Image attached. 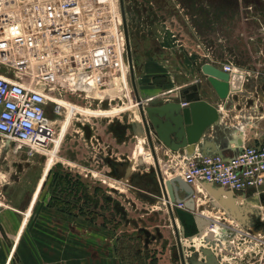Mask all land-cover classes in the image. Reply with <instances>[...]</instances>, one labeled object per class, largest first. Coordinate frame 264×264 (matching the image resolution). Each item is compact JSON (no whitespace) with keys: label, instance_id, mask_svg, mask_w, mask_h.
<instances>
[{"label":"rangeland","instance_id":"obj_1","mask_svg":"<svg viewBox=\"0 0 264 264\" xmlns=\"http://www.w3.org/2000/svg\"><path fill=\"white\" fill-rule=\"evenodd\" d=\"M123 2L135 62L138 56L134 53V47L138 42H143L145 37L150 43L157 45L159 42L160 46L173 48L176 53L183 54L189 62H193L194 74L200 77L203 76L201 67L207 62L224 64L230 60L239 67L255 69V79L248 82L247 91L237 96V99H240L241 108L257 106L258 111L264 113V2L256 0L252 5L245 0ZM157 32L163 38L158 39ZM129 78L131 82L132 76L129 75ZM61 93L62 100L69 104V91L64 88ZM88 96V93L82 94L80 107L100 112V104L91 103L86 98ZM69 113L70 108L64 105L59 115L60 123L54 129L55 140L62 134ZM54 114V105L49 103V121ZM100 120L105 122L102 116L94 119L87 113L77 112L75 123L67 128L58 150H54L56 144L51 142L48 148L32 155L28 154L27 149L10 154L11 166L7 172L0 174V202L3 203L1 192L4 185L10 183L18 196L30 194L53 158L24 236L106 238L109 249H113L124 264H183L177 240L179 234L183 239L180 243L186 264H210L211 259L205 253L206 250L213 258H219L220 264L234 261L233 257L225 258L223 254L215 257V254L220 247L224 251L232 250L228 240L238 228L236 221L199 194V205L194 212L196 219H201L197 229L193 225L185 227L175 216L176 228L160 184L152 150L144 149L146 145L143 147L141 140L136 152L133 148L128 151V155L135 158V165L124 163L120 171L123 177L120 174L119 178L116 177V172L111 170V161L117 152L114 149L116 138L110 129L107 150L95 140L96 148L91 149L89 146V131L92 126L96 128L95 122L99 127ZM141 127L145 138H148ZM74 128L82 130L76 134L82 137L80 150L73 148ZM85 141L89 142L88 148ZM145 141L147 147L151 148L147 139ZM160 155L162 160L158 161L159 169L167 180L175 171L172 162L167 161L168 157L162 151ZM128 165L131 172L124 175ZM6 209L0 204V214ZM261 210L264 212V205ZM214 225L220 232L216 242L209 233ZM222 228H226L227 232H223ZM242 230L250 232L251 237L245 238L239 234L236 238L235 246L238 252H243L238 264H264V232L255 231L250 224L242 227Z\"/></svg>","mask_w":264,"mask_h":264},{"label":"built area","instance_id":"obj_2","mask_svg":"<svg viewBox=\"0 0 264 264\" xmlns=\"http://www.w3.org/2000/svg\"><path fill=\"white\" fill-rule=\"evenodd\" d=\"M8 47L17 52L8 61L19 72L14 78L0 74V141L15 151L27 149L32 155L51 142L56 144L55 124L47 118L48 105H54L58 116L64 105L73 108L65 104L61 93L64 88L71 91L70 80L84 81L88 89L96 83L102 102H128L133 94L120 0H0V51L5 54ZM221 69L239 71L232 63ZM181 105L186 107L188 102ZM172 165L194 187L198 203V194L207 198L205 183L235 193L261 185L264 142L244 146L229 159L217 153L190 154ZM172 205L185 208L182 203ZM235 221L238 228L228 240L232 250L220 247L216 252V256L233 257L234 261H228L232 264H238L243 255L235 246L238 235L251 237L242 230L245 225ZM222 231L227 232L226 228ZM209 233L216 242L219 228L214 225Z\"/></svg>","mask_w":264,"mask_h":264},{"label":"crops","instance_id":"obj_3","mask_svg":"<svg viewBox=\"0 0 264 264\" xmlns=\"http://www.w3.org/2000/svg\"><path fill=\"white\" fill-rule=\"evenodd\" d=\"M245 1H248L247 3L252 5V2L256 0ZM260 1L264 2V0ZM157 33L155 34L156 36L159 34L157 36L158 39L163 38V35ZM159 44V42L157 45L153 42L150 43L147 39L145 40L144 37L143 42H138V44L135 45L134 53L138 56L137 61H134L136 66L135 85L131 78L133 94L128 102L119 99H107L106 102H102L99 99L101 90L95 86L96 83H90L91 87L88 89V83L84 81H68L67 86L71 88L68 96V105L73 107H69L71 112V109H73V112H70L71 114L69 113V116L64 122L62 134L59 139H57L54 150L60 148L67 128H70L72 124L75 123L77 112H80V114L83 112L87 113L94 119H97L98 116H102V119L105 118V122L103 123V121L100 120L99 127L97 122H93L96 128L92 126L89 131L90 135H88V137L91 139V141H89L90 145L88 141H85L84 144L87 148L89 145L91 149H94L97 144L95 142L99 141L100 146L103 147L104 150H107L110 129L111 133L115 135L116 144L114 145V149L117 150L114 159L111 161V170L113 172L115 171V176L119 178L118 174L122 171L124 163L127 164L131 162L130 164L133 166L135 165V158L128 155L129 150L131 151L133 148V151L136 152L141 140L143 141V147L146 145L144 149H151L147 147L145 139H147L148 143L149 140L145 138L142 131L141 126H143L144 131L145 129L139 106L133 105L138 101V97L143 101L144 105H153L156 107L171 101H180L182 103L184 101V99H182L183 89L195 85L198 82L201 83V89L199 91L200 97L218 108L219 120L207 126L201 133L200 141L196 144L192 153L186 150L173 152L160 143L159 139L153 135L155 153L160 161L162 160L160 151L168 157V162L178 161L183 156H190V154L197 156L217 153L222 155L225 159H229L235 156L244 146L259 145L264 142V113L261 112L262 110L258 111L257 106H250L248 109L241 108L240 99H237V96L247 91L248 82L255 79V69L242 68L235 65L232 61L227 60L224 64L232 63L237 70L245 73L247 78L239 93L231 94L226 101H222L217 96L204 74L202 77L194 74L193 62H189L183 54L176 53L175 49L160 46ZM140 47H142V49ZM16 56L17 52L10 47H8L5 54L0 51L1 75L13 78L16 77L19 71L13 67L12 62L8 61L10 57L14 59ZM209 63L220 68L223 66V64L217 62ZM83 93H85V95H87V93L89 94L86 98L91 103H99L101 110L103 108L105 109L103 111L99 110L100 112H98L97 110L91 111L81 108L80 101H82L83 97L81 96ZM126 105L127 108L121 110V108ZM204 113L207 115V124H210L209 116L211 112L208 109L196 111L195 117H197V119L201 118ZM51 121L54 122L56 127V125L60 123V117L54 114ZM74 127H76V125ZM80 130L81 128L79 130L73 129V148L75 149H81L82 137L81 135H76L82 131ZM148 145H150V143ZM12 149V147L3 146L0 141V174L7 172L10 168L9 156L12 151L15 153L19 152ZM133 166L132 169L134 172ZM1 167H3V170H1ZM120 175L122 178V173ZM40 180L36 182L35 189L30 194H24L25 196H18L16 192L13 191V187L9 185L10 183L4 185L2 189L3 192L1 193L4 198V203L0 202V204L7 207V209L3 210L0 214V235H2L0 236V264H124V261L117 253L113 249H109L108 240L106 238L25 237L24 234L44 185L43 182L38 196H35L38 191ZM202 186L207 194L206 199L212 201L215 206L225 211L221 205L220 199L218 201L217 197L204 187V184H202ZM214 187L220 188V186ZM257 188L258 187L250 188L238 193L234 192L236 196L235 200L241 204L258 198L259 190ZM225 197L226 195H221V199ZM263 205L262 202L255 206H258L256 208L262 211L261 208ZM56 226H58V223ZM42 228L43 226L41 229Z\"/></svg>","mask_w":264,"mask_h":264},{"label":"water","instance_id":"obj_4","mask_svg":"<svg viewBox=\"0 0 264 264\" xmlns=\"http://www.w3.org/2000/svg\"><path fill=\"white\" fill-rule=\"evenodd\" d=\"M121 9L123 14L124 29L126 36L128 59L131 66V76L135 85V63L133 60V53L130 43V36L128 32L127 22L125 18L124 2L121 0ZM202 73L206 76L207 81L216 92L217 96L222 100L226 101L231 94L240 92L244 86L247 78L246 74L241 71L225 72L220 67L213 65L209 62L204 63L201 67ZM201 89V83L198 82L195 85H191L183 89V96L185 102H188L187 107H182L180 101H171L161 106L144 105L142 100L138 97L139 109L141 119L143 121L144 129L147 134L151 150L153 152L154 161L157 166L160 184L163 192L167 196V191L172 204L183 203L184 209L173 207L168 202V208L171 217L176 225V217L179 218L181 223L185 226H194L195 229L198 227L200 218L194 216L195 209V189L189 185L182 177L176 176L168 181L165 180L158 165V158L155 153L153 135H155L159 142L165 145L168 149L173 152L186 150L192 153L196 144L200 141L201 133L212 125L214 122L219 120L218 108L210 104L207 100L203 99L199 95ZM202 109H208L211 112L209 116L210 124H207V115L204 113L203 117H195L196 111ZM131 172L130 165L126 168V174L129 175ZM204 187L208 189L215 197L220 199L223 209L237 221L243 225L252 224L251 214L256 213L257 209L255 205H259L260 202L264 204V183L258 186L259 195L258 198L249 200L247 203L239 204L235 199L234 192L225 190L223 187L216 188L210 183H205ZM184 193L183 197L180 196ZM221 195H226L224 199H221ZM167 199V198H166ZM168 200V199H167ZM245 204V205H244ZM229 209L228 211L226 209ZM190 226V227H191ZM191 233V232H190ZM189 235V233H186ZM178 245L181 253L182 263L186 264L183 250L180 243L179 234H177ZM205 253L210 257L212 261L214 258L211 253L206 250ZM201 264V263H195Z\"/></svg>","mask_w":264,"mask_h":264},{"label":"flooded vegetation","instance_id":"obj_5","mask_svg":"<svg viewBox=\"0 0 264 264\" xmlns=\"http://www.w3.org/2000/svg\"><path fill=\"white\" fill-rule=\"evenodd\" d=\"M55 134L56 133H55V130H54V135ZM251 223H252L251 226H252V228L255 229V231L264 232V212H262L259 209H257L256 213L251 214ZM215 257H216V254H215ZM221 259H222V257H221ZM210 264H220V259L216 257V258H214V261L210 260ZM222 264H232V263L231 262H224Z\"/></svg>","mask_w":264,"mask_h":264},{"label":"bare ground","instance_id":"obj_6","mask_svg":"<svg viewBox=\"0 0 264 264\" xmlns=\"http://www.w3.org/2000/svg\"><path fill=\"white\" fill-rule=\"evenodd\" d=\"M130 69H131V66H130ZM236 93H239V92H236ZM234 94V93H233ZM66 104V103H65ZM55 156V152L53 151V153H52V157H54ZM52 159L53 158H51L50 159V161L48 162V164H47V166H46V168H45V172H44V174H43V176H42V178H41V180H40V183H39V185H38V191H37V194H35V196H38V194H39V192H40V190H41V187H42V185H43V182L45 181V179H46V177H47V174H48V172H49V170H50V168H51V165H52ZM158 161H160V159L158 158ZM7 176V175H6ZM176 176H178V173H175V174H173L172 175V177H170L169 179H171V178H173V177H176ZM181 177V176H180ZM169 179H167V181L169 180ZM166 180V179H165ZM8 181V180H7ZM194 188V187H193ZM164 193V196H165V198H167L166 200L168 201V202H170V204H172V201H171V199H170V197H169V194H168V191H167V196L165 195V192H163ZM183 195H184V193H181L180 194V196L181 197H183ZM225 196V195H224ZM194 199H195V209L197 210V206H198V203H197V200H196V198H195V196H194ZM218 199V201H219V198H217ZM260 203H262V202H260ZM183 204V203H182ZM173 206V205H172ZM255 207H258V206H255ZM226 209V208H225ZM227 211L229 210V209H226ZM221 213V212H220ZM207 216H209V215H207ZM210 216H212V215H210ZM209 216V217H210ZM232 217V216H231ZM232 219H235V218H233L232 217ZM219 220V219H218ZM236 220V219H235ZM239 224H241L239 221H237ZM243 225V224H242ZM252 247H254L253 246V244L251 245Z\"/></svg>","mask_w":264,"mask_h":264}]
</instances>
